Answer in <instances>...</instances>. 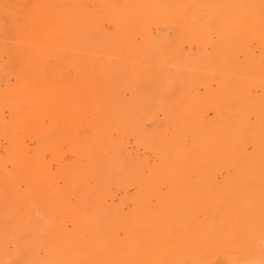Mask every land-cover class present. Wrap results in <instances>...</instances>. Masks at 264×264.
I'll list each match as a JSON object with an SVG mask.
<instances>
[{
    "label": "bare ground",
    "instance_id": "6f19581e",
    "mask_svg": "<svg viewBox=\"0 0 264 264\" xmlns=\"http://www.w3.org/2000/svg\"><path fill=\"white\" fill-rule=\"evenodd\" d=\"M0 264H264V0H0Z\"/></svg>",
    "mask_w": 264,
    "mask_h": 264
}]
</instances>
